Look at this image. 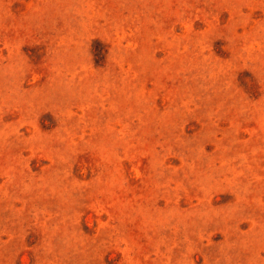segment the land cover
<instances>
[{
	"label": "rangeland",
	"instance_id": "374dc122",
	"mask_svg": "<svg viewBox=\"0 0 264 264\" xmlns=\"http://www.w3.org/2000/svg\"><path fill=\"white\" fill-rule=\"evenodd\" d=\"M0 264H264V0H0Z\"/></svg>",
	"mask_w": 264,
	"mask_h": 264
}]
</instances>
